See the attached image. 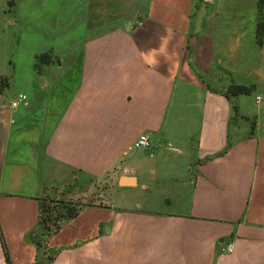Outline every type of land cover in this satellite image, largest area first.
Returning <instances> with one entry per match:
<instances>
[{
    "label": "crops",
    "instance_id": "0c3cea01",
    "mask_svg": "<svg viewBox=\"0 0 264 264\" xmlns=\"http://www.w3.org/2000/svg\"><path fill=\"white\" fill-rule=\"evenodd\" d=\"M5 2L71 10L52 20L65 36L38 22L21 80L7 53L32 32L1 11L0 264H35L42 199L95 182L102 205L47 238L52 264H264V104L245 108L264 95L258 0ZM233 83L254 92L228 99Z\"/></svg>",
    "mask_w": 264,
    "mask_h": 264
},
{
    "label": "rangeland",
    "instance_id": "374dc122",
    "mask_svg": "<svg viewBox=\"0 0 264 264\" xmlns=\"http://www.w3.org/2000/svg\"><path fill=\"white\" fill-rule=\"evenodd\" d=\"M2 8H4L3 9L4 12H6V14H8L12 18V20L18 19L20 22H22L24 20L23 24L24 25L29 24V26H30L29 30H31L30 32H32V39H33L32 41L25 43L26 45H23V43H20L19 45L17 44L16 47L18 49L16 51L11 52L10 54L7 53L8 55H10V57H13L12 62H13L14 67L11 71H13L15 74H17L16 75L17 79L21 80L23 78V74L26 71H28V69H30L34 63V60L31 57V52L33 51V48L38 45V43H37L38 37L34 38V36H33V32L35 30H39L37 27L38 22H40V21L46 22V24H43L46 28V29H42L43 31L47 30V31H51L53 33H56L58 35L63 34V36L70 34L69 28H64V29L60 28L57 30L54 26L52 27V24H53L52 20H54L55 15L61 14V13L58 14V12H59L58 9L60 8L62 10V9H64V7H19V9L17 11L14 7H9V5L5 2V0H0V18H1V16H4V14H5L3 12L1 13ZM9 10H11V11H9ZM70 10H71V7H65V9L62 11H66V13L62 12L63 15L70 13ZM40 25H42V24H40ZM25 33H26V31H24V34ZM17 37H20V39H21V37L25 38V35H23L22 29L20 32L17 33ZM17 37H16V39H17ZM2 40H3V38H0V45L1 46H2ZM36 63L38 65L40 64L37 61H36ZM0 67H2V70H3L4 66H0ZM15 85L20 86L21 83L17 82ZM256 106H257V104H255L253 100L252 101L248 100V103L246 104L245 108L247 110L250 109V111L252 113L253 112L255 113L256 109H257ZM239 118H240V116H239ZM240 120L239 121L233 120L232 124L233 125H239V126L242 125L245 128L249 127V126L253 127L254 126L253 123L255 122V117L250 116L249 122H246L245 120H241V121ZM132 154L133 153H131L130 156ZM86 184H88V182ZM86 184H84L83 187L78 184L75 187V189L71 191L73 193L72 197L76 196V194H77L76 192H79V193L88 192L87 188L89 187V185L87 186ZM94 184H95L94 191L96 192V194L92 195V196H88L84 201H81V200L70 201V200L63 199L62 197L50 196V195L46 196L44 198V202H43L44 205L46 206V209H45V211H43L42 219H44L46 217L48 218L49 216L50 217L52 216L53 218H55L56 217L55 216L56 215L55 210L57 211V208L60 206V201L70 202V203H74L76 205L79 203L81 206L92 205V204H101L102 205L103 202H102V199L98 196V193L105 192L108 189V187L106 184H104L102 182L101 183L95 182ZM89 188H91V187H89ZM110 195L116 197L117 190L111 191ZM103 197H104V195H103ZM116 206H119V205L116 204ZM54 222L55 221L46 225L47 227H49V229L51 231H55L56 229H58L59 226H61L60 222H57V221H56V223H54ZM43 231H44V227L40 226L36 232V236L42 240L45 239L42 237ZM45 249H46L45 251L44 250L40 251V259H44V258H46V256L52 255V253H50L48 248H45Z\"/></svg>",
    "mask_w": 264,
    "mask_h": 264
},
{
    "label": "trees",
    "instance_id": "16d2710c",
    "mask_svg": "<svg viewBox=\"0 0 264 264\" xmlns=\"http://www.w3.org/2000/svg\"><path fill=\"white\" fill-rule=\"evenodd\" d=\"M196 1L200 2L202 0H196ZM256 38H257L258 45L262 46L263 40H264V0H258V23H257ZM49 57H50L49 54H43V55L38 56L36 58V61L39 62L40 64H43L44 62H46L47 59H49ZM36 66H38L37 63H36ZM0 85L2 87H8L9 86L8 78L0 76ZM253 92H254L253 87L237 85V84L233 83L227 89L225 96L228 99H230V98L239 97V96H249ZM233 110H234V113L237 112L236 107H233ZM43 202H44V199H42V201H41V212H40L38 228L40 226L44 227L42 237L45 239H43V240L40 239L39 237L36 236V233L32 237V239L35 242L37 249H38V256H37L35 264H52L54 259H55L56 253L51 252L49 249L48 250L50 251V253H52V255L46 256V258H44V259H40V251L41 250L45 251L46 250L45 248H48L47 243H46L47 238L50 235H52L54 232H56L62 226L63 223L77 217L84 206H81L79 203L76 205L74 203L60 201V206L57 208V211L55 210V212H56L55 216L56 217L53 218L52 216L51 217L49 216L48 218L46 217V218L42 219L43 211H45V209H46V206L44 205ZM53 221H55L54 223H56V221L60 222V225H61L55 231H51L49 229V227L46 226L47 224H49ZM37 230H36V232H37Z\"/></svg>",
    "mask_w": 264,
    "mask_h": 264
},
{
    "label": "built area",
    "instance_id": "2783aa9c",
    "mask_svg": "<svg viewBox=\"0 0 264 264\" xmlns=\"http://www.w3.org/2000/svg\"><path fill=\"white\" fill-rule=\"evenodd\" d=\"M27 99L28 98L25 94H20L18 96L17 100L13 101L11 103V107L16 108V107H18L20 102H26ZM255 103L257 105H263L264 104V95L256 94L255 95ZM151 147H152V143L150 141V138L147 135H140L134 143V148L138 149V150L149 149ZM233 250H234L233 244L230 243L222 249L221 254H223V255L231 254L233 252Z\"/></svg>",
    "mask_w": 264,
    "mask_h": 264
},
{
    "label": "water",
    "instance_id": "95a60500",
    "mask_svg": "<svg viewBox=\"0 0 264 264\" xmlns=\"http://www.w3.org/2000/svg\"><path fill=\"white\" fill-rule=\"evenodd\" d=\"M4 98H5V97H3L2 101L4 100ZM2 101H1V102H2ZM123 181H124V180H123Z\"/></svg>",
    "mask_w": 264,
    "mask_h": 264
}]
</instances>
